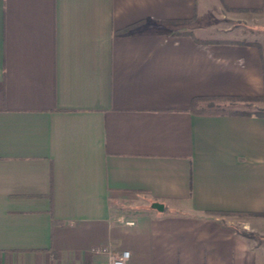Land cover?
<instances>
[{
	"label": "crops",
	"instance_id": "obj_1",
	"mask_svg": "<svg viewBox=\"0 0 264 264\" xmlns=\"http://www.w3.org/2000/svg\"><path fill=\"white\" fill-rule=\"evenodd\" d=\"M224 10L264 28V0H0V264H264V115L190 108L264 95Z\"/></svg>",
	"mask_w": 264,
	"mask_h": 264
},
{
	"label": "rangeland",
	"instance_id": "obj_2",
	"mask_svg": "<svg viewBox=\"0 0 264 264\" xmlns=\"http://www.w3.org/2000/svg\"><path fill=\"white\" fill-rule=\"evenodd\" d=\"M226 13L225 15L228 16H221L219 11L216 13L215 18V25L217 32L223 31L226 26H230V29H232L233 33H236L237 35L242 34L246 36H252V37H259L264 40V28H258L256 26L246 24L243 22V20H240L238 17H233V12H228L227 10H224ZM237 13V12H234ZM218 14V15H217ZM232 15V17H230ZM236 18V19H235ZM201 24H203V20L201 21ZM206 30L207 28L205 26H201V30ZM219 103L224 104H230L232 108L245 110L248 112L256 113V112H264V95H262L260 98H251V99H240V100H233V101H219Z\"/></svg>",
	"mask_w": 264,
	"mask_h": 264
},
{
	"label": "trees",
	"instance_id": "obj_3",
	"mask_svg": "<svg viewBox=\"0 0 264 264\" xmlns=\"http://www.w3.org/2000/svg\"><path fill=\"white\" fill-rule=\"evenodd\" d=\"M253 44L258 45V43L253 42ZM261 96H239V95H229V96H217V97H206L199 96L194 97L191 100L190 108L195 113L200 114H239V115H251L252 112H248L245 110H240L236 108H232L229 104L219 103V101H233L240 99H251V98H260ZM254 114L264 115V112H256ZM249 236H255L253 234H249Z\"/></svg>",
	"mask_w": 264,
	"mask_h": 264
},
{
	"label": "built area",
	"instance_id": "obj_4",
	"mask_svg": "<svg viewBox=\"0 0 264 264\" xmlns=\"http://www.w3.org/2000/svg\"><path fill=\"white\" fill-rule=\"evenodd\" d=\"M128 224H132V221H127ZM104 250V249H101ZM129 260V251L123 250L120 252L111 253L109 256V264H127Z\"/></svg>",
	"mask_w": 264,
	"mask_h": 264
}]
</instances>
